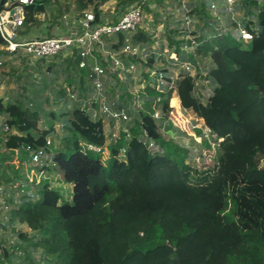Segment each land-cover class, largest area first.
Returning a JSON list of instances; mask_svg holds the SVG:
<instances>
[{
	"label": "trees",
	"instance_id": "1",
	"mask_svg": "<svg viewBox=\"0 0 264 264\" xmlns=\"http://www.w3.org/2000/svg\"><path fill=\"white\" fill-rule=\"evenodd\" d=\"M112 1L120 15L143 0H74V10L66 0L39 1L25 7V34L44 26L41 17L52 4L57 7L53 23L66 11L78 18L88 10L100 23L103 6ZM144 9L150 10L148 2ZM191 9L196 30L189 33L179 24L167 33L177 58L171 62L196 66V56H203L207 73L197 67L195 77L185 70L172 77L167 59L153 50L155 40L139 29L131 42L144 48L147 57L128 61L141 65L146 85L137 95L119 96L118 109L126 108L128 100L137 104L127 110L135 117L118 132L111 119L93 118L86 96L94 89L76 54L60 56L66 61L60 68L67 72V87L58 95L78 93L71 110L57 115L36 99L0 97V144L5 140L9 153L0 152V186L14 179L3 173L10 156L32 163L25 151L30 147L49 157L35 167L56 171L71 193L65 198L46 177L35 194H28L25 185L17 201L7 198L11 209L7 220L0 216V229L17 234L19 242L0 239V264H264V167L258 164L264 155V0H241V22L253 34L248 42L236 37L235 24L227 31L210 26L207 0L196 1ZM125 40L124 34L105 38L104 49L120 51ZM5 54L0 37L2 64ZM55 66L49 63L48 71ZM197 81L213 88L207 98ZM175 96L216 136L204 140L209 149L218 142L213 166L199 167L189 149L166 136L174 127L173 107L179 106ZM157 111L160 121L154 117ZM5 125L11 130L7 135ZM150 141L160 147L150 148Z\"/></svg>",
	"mask_w": 264,
	"mask_h": 264
},
{
	"label": "rangeland",
	"instance_id": "2",
	"mask_svg": "<svg viewBox=\"0 0 264 264\" xmlns=\"http://www.w3.org/2000/svg\"><path fill=\"white\" fill-rule=\"evenodd\" d=\"M66 1L68 2L67 4L71 10H74V0ZM186 1H188L190 5H194L198 0ZM237 1L241 2V0ZM61 2H63V0H61ZM175 6L176 3L169 0H162L161 2L154 0L151 1L152 9L149 11L145 10L144 21L141 27L142 30H145L155 40L153 50L167 59L168 65L166 68H168L170 75L174 78L178 77L180 72L185 70L184 65L186 64L185 62H171V59L175 60V55L170 51L168 39L166 37L169 30L174 29L179 24H181L182 27L181 17L174 13ZM103 10L107 16L116 17L117 3L115 1L107 3L103 6ZM64 15H66V19L57 18L56 22L53 23V19L57 16V7L55 4L50 5L48 7L47 14L41 17L46 20L44 26L37 29H30V31L24 35L23 40L28 41L35 38L48 37L50 34L54 38L68 36L71 31L78 28V23L74 13L70 15L66 11ZM224 21V23H226V20ZM107 45L108 44L105 43L104 46L106 47ZM139 48L141 51V57L145 59L147 54L143 53L144 48ZM99 54L106 60L108 56L106 51L103 52L99 49ZM196 59L197 65L193 66V73L196 74L198 72V67L205 75L209 67L208 60L203 56H196ZM1 61L3 64L0 66V97L5 98L6 100H14L16 98H20L21 96L26 97L29 101L36 99L43 103L46 111H53L57 115L71 110V108L75 105L78 99V93L75 96L68 98H60L58 95L61 88L67 87V83L65 81L67 72L60 68L63 66L62 62L65 63L66 61L61 57L46 59V61L40 66H38L39 62L37 60L32 59L28 55L13 58L3 56ZM25 62L31 64L33 69H29L30 71L27 70ZM51 62H55V64H57L53 72H49L47 68L48 64ZM107 64L108 75L104 79V91L103 97H101L106 100L107 103H111L113 101L120 103L119 96L127 93L137 95L139 90L145 87L146 84L143 83L141 75L143 68L140 64H137L136 70L131 73L125 70H117L109 61ZM158 67H164V65L159 64ZM74 72L77 73L76 71ZM52 78H54V80H52ZM200 86L202 94L205 98H207L213 91V88L209 86L208 83L200 82ZM37 92H40L39 96ZM97 97L98 94L96 92L89 93L86 96V101L92 102V100ZM47 100H49V103ZM136 104V101L131 102L128 100L125 102L127 110L133 109ZM171 107L173 106L171 105ZM173 108L174 111L172 113V120L174 121V127L172 130L166 132V136L172 139L180 147L189 149L191 151L192 161L199 167L213 166L217 155L218 144L212 143L211 149L205 145V139L197 132V130H205L204 122L197 118L192 111L184 110L180 101L179 106ZM130 117L131 119L134 118L135 114ZM57 128H59L58 125ZM1 141L0 152L3 156H8L9 153L6 150L5 142H3V140ZM54 142L58 143L57 140H54ZM20 156L16 155L14 158L10 156L9 160L5 163V170H3V173L4 171H8L7 174L10 172L12 174L11 177L30 187L29 192L31 194H35L38 183L48 177L51 179L53 185L64 193L65 198H70V186L66 185L62 181L61 176L56 171L49 172L39 170L32 163L23 161ZM258 164L260 167H264V155L258 158ZM6 190L7 193L10 191L9 188H6ZM14 197L18 198L19 196L14 194ZM6 200V195L0 193V216L3 218H8L10 213V211H5L3 208V206H6ZM16 230L25 232L29 229L26 226H17ZM2 237L9 244L19 242L17 234H13L9 230L3 232L0 229V239ZM15 263L19 264L20 261L17 260Z\"/></svg>",
	"mask_w": 264,
	"mask_h": 264
},
{
	"label": "built area",
	"instance_id": "3",
	"mask_svg": "<svg viewBox=\"0 0 264 264\" xmlns=\"http://www.w3.org/2000/svg\"><path fill=\"white\" fill-rule=\"evenodd\" d=\"M3 1L0 6V37L4 42L5 57L13 58L20 55H28L34 60H42L49 58H67L76 54V57L81 55L82 61L78 63L79 67L84 70H88L85 74L86 81L91 84L94 92L98 94V97L93 99L92 102H88L90 105V112L93 118L107 117L114 123L116 132L120 129L123 122L128 123L131 121L130 115L127 113V109L117 108V102L113 101L107 103L103 98L104 91V79L107 74V66H104L99 62L95 52L106 51L108 54L106 60L111 62L114 68L117 70H125L127 72H133L136 70L137 63L128 61V58L141 57L140 46L134 45L131 42L130 36L137 33L139 29H142L144 21V6L148 2L149 8H151V1L143 0L142 2L135 4L127 9L123 14L116 17H109L103 10L101 22H97V17L92 10L83 12L81 16L76 18L78 28L69 33L66 37L54 38L43 37L35 38L28 41H24L25 29V7L35 4L36 2L49 1V0H0ZM161 2L162 0H154ZM168 1V0H167ZM176 3L174 13L181 17L182 28L191 33L197 24V18L191 15V5L186 0H169ZM262 1V0H259ZM208 9L211 15L210 26L215 27L218 30L227 31L230 24H235L236 37L242 39L245 42L253 39V34L242 24V19L245 18V13L239 10L241 2L237 0H207ZM13 12V14H11ZM115 14V13H114ZM66 15L63 19H66ZM226 20V23H224ZM118 34L126 35V40L120 51L109 52L104 49L105 38H112ZM191 36L189 35V38ZM144 52V50H143ZM126 57V59H125ZM175 60H177L175 56ZM2 62V61H1ZM2 63H0L1 65ZM185 71L189 72L191 76L195 77L193 73V65L187 63L184 65ZM197 86L200 82L197 81ZM101 99V100H100ZM97 100V101H96ZM97 104V107H93V104ZM187 111V110H186ZM155 119L161 120V112L157 111L154 115ZM195 128V127H194ZM196 129V128H195ZM203 130L202 137L205 140L211 141L216 136L211 134L209 129ZM5 135L11 132L10 127L5 125L3 128ZM4 142H6L4 140ZM215 143V142H211ZM51 144V140H48V145ZM215 144H218L215 143ZM149 146L152 149L160 147L159 143L150 141ZM90 150L100 152L99 148L89 146ZM25 151L30 153L31 162L34 166H43L45 162L49 160L48 155L44 150H33L28 147ZM25 185L19 180L12 179L6 185L0 186V193L5 194L7 198L14 197V194L21 196L24 191ZM6 188H9L7 193ZM28 194L32 195L30 192ZM18 197V198H19ZM15 198V197H14ZM15 198V201L18 200ZM4 210L10 211L11 207L6 204L3 206ZM7 220V217H4ZM22 254V253H20ZM1 256V251H0Z\"/></svg>",
	"mask_w": 264,
	"mask_h": 264
},
{
	"label": "water",
	"instance_id": "4",
	"mask_svg": "<svg viewBox=\"0 0 264 264\" xmlns=\"http://www.w3.org/2000/svg\"><path fill=\"white\" fill-rule=\"evenodd\" d=\"M2 4H3V1L0 2V6H2ZM11 14H13V12H11ZM75 61L77 63H80L82 61V56L81 55L77 56L76 59H75Z\"/></svg>",
	"mask_w": 264,
	"mask_h": 264
},
{
	"label": "crops",
	"instance_id": "5",
	"mask_svg": "<svg viewBox=\"0 0 264 264\" xmlns=\"http://www.w3.org/2000/svg\"><path fill=\"white\" fill-rule=\"evenodd\" d=\"M176 99L179 101V99L176 97ZM203 121V120H202Z\"/></svg>",
	"mask_w": 264,
	"mask_h": 264
}]
</instances>
